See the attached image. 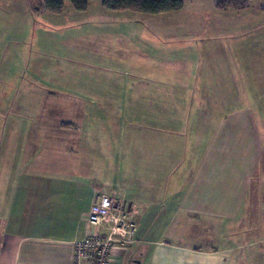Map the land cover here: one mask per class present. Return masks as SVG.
<instances>
[{"label":"crops","instance_id":"1","mask_svg":"<svg viewBox=\"0 0 264 264\" xmlns=\"http://www.w3.org/2000/svg\"><path fill=\"white\" fill-rule=\"evenodd\" d=\"M217 10L202 48L136 47L142 77L118 83L119 103L106 79L27 81L48 110L0 131V264H73L97 194L127 202L137 225L112 264H264V12ZM193 106L212 118L201 146L185 136Z\"/></svg>","mask_w":264,"mask_h":264},{"label":"rangeland","instance_id":"2","mask_svg":"<svg viewBox=\"0 0 264 264\" xmlns=\"http://www.w3.org/2000/svg\"><path fill=\"white\" fill-rule=\"evenodd\" d=\"M182 1L183 7L179 10L148 14L109 9L102 0H88L83 11L75 10L65 2L59 13L43 9L41 0H0V131L9 128L4 127V123L12 115L25 122L28 121V113L42 119L48 110L44 111L42 106L45 103L39 93L29 95L28 80L49 79L74 90L77 80L106 79L108 83L100 87L102 91L111 92L119 82H124L127 74H134L129 76L133 79L142 77L137 64L145 59L136 47L146 50L148 55H153L152 58L174 52L177 56L178 51L182 56L191 43L202 48V41L207 37L205 29L217 28L211 16L217 10L215 0ZM260 5L261 0H251L252 9ZM146 44L149 46L145 49ZM194 66L199 67V62ZM192 72L200 82L204 71L193 69ZM207 82L208 78L205 85ZM131 87H134L133 82ZM91 92L85 94L90 98ZM116 93L119 94V86L117 92L110 94L111 99L118 100ZM14 96L18 105L16 102L13 104ZM134 103L133 99L129 102L132 109ZM185 112L188 113L186 109ZM190 114L189 130L185 136L189 140H197L201 146L202 128L209 127L200 126L210 124L212 118L201 124L202 116H198L195 106L191 107ZM96 120L105 126L108 124L103 117H96ZM87 124V128L98 125ZM129 128H141L139 121L134 119ZM136 240L137 235L133 243L115 242L111 245L110 259L115 247L120 246L124 250Z\"/></svg>","mask_w":264,"mask_h":264},{"label":"built area","instance_id":"3","mask_svg":"<svg viewBox=\"0 0 264 264\" xmlns=\"http://www.w3.org/2000/svg\"><path fill=\"white\" fill-rule=\"evenodd\" d=\"M91 231L74 243L73 264H111V245L133 243L137 225L124 200L97 194L86 215ZM113 247V246H112Z\"/></svg>","mask_w":264,"mask_h":264},{"label":"trees","instance_id":"4","mask_svg":"<svg viewBox=\"0 0 264 264\" xmlns=\"http://www.w3.org/2000/svg\"><path fill=\"white\" fill-rule=\"evenodd\" d=\"M65 2H69L75 10L87 8L88 0H41L40 6L48 12L59 13ZM102 4L113 10H130L140 13L156 14L176 11L183 7L182 0H102ZM219 10H244L251 6V0H216ZM260 10L264 12V0H261Z\"/></svg>","mask_w":264,"mask_h":264}]
</instances>
